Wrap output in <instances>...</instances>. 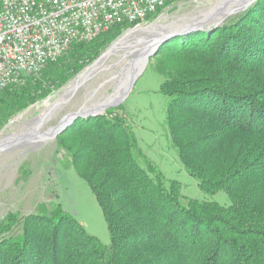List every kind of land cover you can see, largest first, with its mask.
Segmentation results:
<instances>
[{
    "label": "trees",
    "instance_id": "1",
    "mask_svg": "<svg viewBox=\"0 0 264 264\" xmlns=\"http://www.w3.org/2000/svg\"><path fill=\"white\" fill-rule=\"evenodd\" d=\"M124 29L74 44L3 88L0 124L63 85ZM153 58L171 148L203 192L223 190L229 204L183 195L139 147L123 110L109 108L56 136L102 211L109 243L53 203L0 238V264H264V0L171 37ZM18 220L10 215L0 232Z\"/></svg>",
    "mask_w": 264,
    "mask_h": 264
},
{
    "label": "rangeland",
    "instance_id": "2",
    "mask_svg": "<svg viewBox=\"0 0 264 264\" xmlns=\"http://www.w3.org/2000/svg\"><path fill=\"white\" fill-rule=\"evenodd\" d=\"M254 1H249L239 9L237 0L176 1L152 24L147 22L141 25V28H137L144 29L158 24L161 26L159 30L141 33L134 29L136 35L133 38L111 54L93 75L74 89L70 96L63 99L58 106H54L50 115L42 122L40 132L55 127L67 114L91 107L112 94L125 70L139 57V47L147 39L157 37L167 25L177 29L189 26L205 29L214 24L220 25L249 7ZM129 30H123L107 43L89 64L71 75L63 85L54 88L44 97L33 101L2 122L0 138L18 132L25 123L40 115L65 91L68 84ZM71 49L72 47L67 52ZM154 61L153 57L148 60L128 95L113 107L123 110L139 147L159 167L166 180H176L182 185L183 195L197 200H214L223 206L228 205L229 199L223 190H217L212 194L203 192L197 181L183 169L171 148L165 130L167 98L159 91L162 78L152 67ZM53 203L59 204L63 210L73 214L89 234L96 236L104 244L109 243V232L102 211L87 183L71 166L69 157L57 150L56 137L1 147L0 226L10 215H17L19 220L11 230L0 232V238L8 233L20 232L23 216L49 210Z\"/></svg>",
    "mask_w": 264,
    "mask_h": 264
},
{
    "label": "built area",
    "instance_id": "3",
    "mask_svg": "<svg viewBox=\"0 0 264 264\" xmlns=\"http://www.w3.org/2000/svg\"><path fill=\"white\" fill-rule=\"evenodd\" d=\"M178 0H0V91L38 74L74 44L117 26L141 28ZM129 30V31H130Z\"/></svg>",
    "mask_w": 264,
    "mask_h": 264
},
{
    "label": "bare ground",
    "instance_id": "4",
    "mask_svg": "<svg viewBox=\"0 0 264 264\" xmlns=\"http://www.w3.org/2000/svg\"><path fill=\"white\" fill-rule=\"evenodd\" d=\"M234 1H236V0H234ZM237 1H238V9H239L251 0H237ZM160 28H161L160 25L153 24V25L148 26L147 28H144V29H137V28L136 29L138 31H140L141 33H145V32L156 31V30H159ZM135 35H136L135 30L127 31L119 40L114 42L98 59H96L92 65L87 67L84 72L79 74L70 84H68L65 91L63 93H61L60 96L52 104L48 105L42 111V113L40 115L36 116L34 119L25 123L23 125V127L18 132L11 134L9 136H6V137L4 136L3 138H0V148L5 147V146H10L12 144H16L19 142H24V141L33 142V141H39V140L47 139L49 137L50 138L53 137L52 133H53L55 127L49 128L45 132H40V126H41L42 122L44 120H46V118L50 115V112L52 111L54 106H58L59 103L63 99L70 96V94L74 91V89L78 85H80L84 80H86L88 77L93 75L97 71V69L103 65L105 60L111 54L115 53L119 48L124 46L126 44V42H128L129 39L133 38ZM157 37L152 38V39L151 38L147 39L144 42V44L139 47V49H138V50H140L139 51V53H140L139 57L125 70V73L120 78L119 82L115 85V88H114V91L112 94L105 96L104 98H102L101 100L96 102L91 107L88 106L86 108H83L82 110H84V109L85 110H87V109L102 110L104 107L111 105L112 103L117 101L123 95L124 91L127 88V84H128V80L126 79L127 75H129L132 70L134 71V73L137 74V73L141 72V70L144 68V66L146 64L145 48L151 41L155 40Z\"/></svg>",
    "mask_w": 264,
    "mask_h": 264
},
{
    "label": "water",
    "instance_id": "5",
    "mask_svg": "<svg viewBox=\"0 0 264 264\" xmlns=\"http://www.w3.org/2000/svg\"><path fill=\"white\" fill-rule=\"evenodd\" d=\"M253 1V0H252ZM218 26V24H214L211 27H216ZM147 27V26H146ZM209 27V28H211ZM209 28H193V27H185V28H171L169 25L166 26V28L163 29V31L160 32V34L158 35V37L151 41L145 48V60H146V64L148 63V60L150 58H152L156 52L158 51L159 47L165 43L167 40H169L171 37L179 35V34H184L193 30H198V29H202V30H206ZM146 64L144 66V68L146 67ZM143 68V69H144ZM143 69L141 70V72L143 71ZM141 72L139 73H134V71L132 70L131 73L129 75H127L126 79L128 80V84H127V88L124 91L123 95L114 103H112L111 105H108L106 107H104L102 110H95V109H87V110H82L79 109L76 112H72L67 114L56 126L55 129L52 133L53 137H56L58 134H60L62 131H64L69 125H71L75 120H77L78 118H87L89 116H95L98 114H103L105 112V110L108 107H113L118 105L120 102H122L125 97L128 95V93L130 92L133 84L135 83L136 79L138 78V76L141 74Z\"/></svg>",
    "mask_w": 264,
    "mask_h": 264
}]
</instances>
